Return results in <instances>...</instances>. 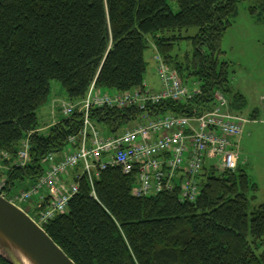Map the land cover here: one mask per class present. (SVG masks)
Returning <instances> with one entry per match:
<instances>
[{"label": "trees", "instance_id": "obj_1", "mask_svg": "<svg viewBox=\"0 0 264 264\" xmlns=\"http://www.w3.org/2000/svg\"><path fill=\"white\" fill-rule=\"evenodd\" d=\"M0 0V160L4 193L34 184L49 154H60L83 129L75 112L41 127L38 112L58 81L71 103L84 102L91 88L130 93L143 88L145 51L153 46L183 84L198 85L193 100L165 101L153 114L193 118L212 112L216 94L231 95L229 64L219 61L226 32L245 0ZM251 14L264 19V0ZM198 29L194 37L183 32ZM193 53L175 55L183 41ZM112 91V92H111ZM229 112L243 114V96L229 99ZM142 112L94 108L91 119L117 137ZM29 138V139H28ZM25 139V140H24ZM29 140L30 161L18 167ZM8 154L10 159L4 160ZM80 169L73 172V176ZM134 175L110 167L94 181H79L66 214L44 226L76 264H264V204L254 206L258 186L245 169L206 168L196 202H181L178 190L154 197L133 194ZM0 264H8L0 257Z\"/></svg>", "mask_w": 264, "mask_h": 264}, {"label": "built area", "instance_id": "obj_2", "mask_svg": "<svg viewBox=\"0 0 264 264\" xmlns=\"http://www.w3.org/2000/svg\"><path fill=\"white\" fill-rule=\"evenodd\" d=\"M156 62L162 84L159 92L145 85L130 93L101 94L93 86L81 104L55 101L53 115L57 109L68 118L79 112L83 116V129L77 136L70 137L64 154H49L45 158L42 176L29 189L7 195L10 202L21 207L35 201L34 220L44 228L68 212L84 176H88L94 190L95 179L110 167L135 176L133 194L136 197H154L178 190L181 202L190 203L201 195L206 168L235 172L249 119L230 113L229 102L221 93L216 94L218 106L203 116L153 114L154 108L165 101L193 100L199 93V88L191 90L183 84L160 55ZM103 107H135L142 114L140 120L121 135L110 137L91 119L92 109ZM30 150V142L26 140L18 154V167L29 163ZM3 158L10 159L8 154ZM77 169L80 172L73 176ZM2 170L0 160V172ZM5 187L6 181L0 180V193L6 194Z\"/></svg>", "mask_w": 264, "mask_h": 264}, {"label": "rangeland", "instance_id": "obj_3", "mask_svg": "<svg viewBox=\"0 0 264 264\" xmlns=\"http://www.w3.org/2000/svg\"><path fill=\"white\" fill-rule=\"evenodd\" d=\"M173 13H179V6L176 1L168 0ZM257 5L254 0H245L239 3V15L233 21V26L226 32L222 41V55L219 57L221 63L229 64L231 92L227 98L241 95L244 97L246 106L243 114L246 116L256 113L257 121H250L245 125L244 134L241 139L239 154L240 165L247 171L251 180L257 184L256 198L251 201V211L254 206L264 202V19L252 16L251 8ZM198 29L192 28L184 31V37H194ZM194 47L191 41H183L175 49V55L185 56L193 53ZM158 52L153 46L145 51L147 62V73L145 82H148V89L159 92L162 89L160 77L157 73L156 57ZM160 88L158 91L150 87ZM188 87L193 90L198 85L190 83ZM112 92V91H111ZM55 100L69 102L68 94L58 81L51 82V94L49 102L39 110L38 117L41 127H48L53 122L51 114L52 104ZM67 149L63 151V154ZM59 157V156H58ZM2 178H0L1 180ZM32 186L31 182L19 184L14 193L27 190ZM35 201L21 206L31 218L34 214Z\"/></svg>", "mask_w": 264, "mask_h": 264}, {"label": "water", "instance_id": "obj_4", "mask_svg": "<svg viewBox=\"0 0 264 264\" xmlns=\"http://www.w3.org/2000/svg\"><path fill=\"white\" fill-rule=\"evenodd\" d=\"M0 257L8 264H76L34 219L1 194Z\"/></svg>", "mask_w": 264, "mask_h": 264}, {"label": "crops", "instance_id": "obj_5", "mask_svg": "<svg viewBox=\"0 0 264 264\" xmlns=\"http://www.w3.org/2000/svg\"><path fill=\"white\" fill-rule=\"evenodd\" d=\"M145 84L147 85V86H149L148 85V82H145ZM152 90H154V91H158V90H160V88L159 89H157L156 87H150ZM51 114H52V116L54 117V115H53V110H51ZM60 113L59 114H57L56 115V119H57V121L60 119ZM247 117H249L250 118V120L251 121H253L254 123L257 121V115H256V113H254L253 115H248ZM241 166V165H240ZM261 204H264V202L263 203H261ZM261 204H259V205H261Z\"/></svg>", "mask_w": 264, "mask_h": 264}, {"label": "bare ground", "instance_id": "obj_6", "mask_svg": "<svg viewBox=\"0 0 264 264\" xmlns=\"http://www.w3.org/2000/svg\"><path fill=\"white\" fill-rule=\"evenodd\" d=\"M29 139V138H28ZM25 140V139H24ZM25 206V205H24Z\"/></svg>", "mask_w": 264, "mask_h": 264}]
</instances>
